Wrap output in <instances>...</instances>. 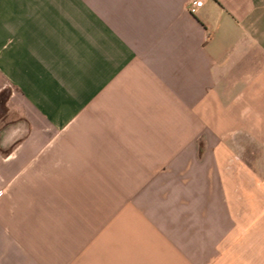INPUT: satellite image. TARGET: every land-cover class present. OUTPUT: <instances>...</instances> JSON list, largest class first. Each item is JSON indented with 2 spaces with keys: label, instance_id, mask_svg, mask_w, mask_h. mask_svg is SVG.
Wrapping results in <instances>:
<instances>
[{
  "label": "crops",
  "instance_id": "1",
  "mask_svg": "<svg viewBox=\"0 0 264 264\" xmlns=\"http://www.w3.org/2000/svg\"><path fill=\"white\" fill-rule=\"evenodd\" d=\"M192 1L0 0V264H264V0Z\"/></svg>",
  "mask_w": 264,
  "mask_h": 264
},
{
  "label": "rangeland",
  "instance_id": "2",
  "mask_svg": "<svg viewBox=\"0 0 264 264\" xmlns=\"http://www.w3.org/2000/svg\"><path fill=\"white\" fill-rule=\"evenodd\" d=\"M9 89H4L3 92H2V95L0 96V102L5 100L8 95H9ZM2 99V100H1ZM4 108V107H3ZM3 108L1 107V103H0V124H7V123H10L12 121V123H15L16 121L20 120V117L18 115V113H12L10 115H4V110Z\"/></svg>",
  "mask_w": 264,
  "mask_h": 264
},
{
  "label": "built area",
  "instance_id": "3",
  "mask_svg": "<svg viewBox=\"0 0 264 264\" xmlns=\"http://www.w3.org/2000/svg\"><path fill=\"white\" fill-rule=\"evenodd\" d=\"M202 4H203V0L192 1L188 6L189 12L194 13L198 7L202 6Z\"/></svg>",
  "mask_w": 264,
  "mask_h": 264
}]
</instances>
